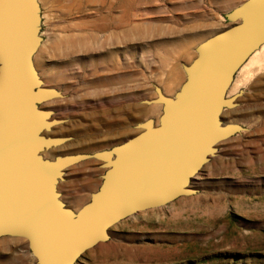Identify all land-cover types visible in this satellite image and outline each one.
<instances>
[{"label": "rangeland", "instance_id": "rangeland-1", "mask_svg": "<svg viewBox=\"0 0 264 264\" xmlns=\"http://www.w3.org/2000/svg\"><path fill=\"white\" fill-rule=\"evenodd\" d=\"M37 1L33 64L62 94L39 104L62 120L44 134L69 136L44 150L52 158L109 148L138 131L136 122H156L160 104L142 102L155 96L153 84L172 95L181 63L230 24L223 14L243 0ZM233 79L227 96L242 93L221 117L243 129L216 144L191 181L195 193L123 218L74 264H264V44ZM98 163L68 166L59 187L86 201L100 182ZM4 254L0 264H9Z\"/></svg>", "mask_w": 264, "mask_h": 264}, {"label": "water", "instance_id": "water-1", "mask_svg": "<svg viewBox=\"0 0 264 264\" xmlns=\"http://www.w3.org/2000/svg\"><path fill=\"white\" fill-rule=\"evenodd\" d=\"M230 24L194 46L181 63L184 79L172 95L153 84L156 122H136L134 134L91 153L42 155L69 136L44 132L60 123L40 103L62 97L43 85L33 54L41 41L37 0H0V237H20L35 264H73L109 238V228L139 211L191 195V181L216 144L243 127L223 122L242 89L226 96L235 72L264 43V0H243L223 14ZM98 160L100 182L77 209L57 189L64 170Z\"/></svg>", "mask_w": 264, "mask_h": 264}, {"label": "crops", "instance_id": "crops-1", "mask_svg": "<svg viewBox=\"0 0 264 264\" xmlns=\"http://www.w3.org/2000/svg\"><path fill=\"white\" fill-rule=\"evenodd\" d=\"M60 183V181H59ZM58 183V184H59ZM57 189L60 192V197L64 201L67 206H70V202H75V206H70L72 209H77L86 201H82L81 199L71 198L70 194L62 190V188L57 185ZM75 199V200H74ZM10 236H2L0 237V248L4 251V257L8 258L9 264H35L34 259L30 255L29 251L26 248V242L23 238L15 237L17 239L10 240ZM14 238V237H13ZM8 250L9 253H8ZM13 250V251H12ZM15 250V251H14Z\"/></svg>", "mask_w": 264, "mask_h": 264}, {"label": "bare ground", "instance_id": "bare-ground-1", "mask_svg": "<svg viewBox=\"0 0 264 264\" xmlns=\"http://www.w3.org/2000/svg\"><path fill=\"white\" fill-rule=\"evenodd\" d=\"M262 44H264V43H262ZM262 44H261V45H262ZM261 45H260V46H261ZM260 46H259V47H260ZM259 47H258V48H259ZM258 48H257V49H258ZM257 49H255V50H257ZM255 50H254V51H255ZM254 51H253V52H254ZM253 52H252V53H253ZM252 53H251V54H252ZM251 54L247 57V59L251 56ZM247 59L242 63V65L247 61ZM242 65H241V66H242ZM241 66L238 68V70L241 68ZM238 70H237L235 73H237ZM233 80H234V79H233ZM233 80H232L231 84L233 83ZM231 84H230V86H231ZM230 86H229V87H230ZM229 87H228V89H229ZM228 89H227V90H228ZM226 96H227V91H226ZM221 141H222V140H221ZM219 142H220V141H219ZM43 152H44V151H43ZM43 152H42V154H43ZM78 259H79V257L74 261V263H75ZM74 263H73V264H74Z\"/></svg>", "mask_w": 264, "mask_h": 264}]
</instances>
